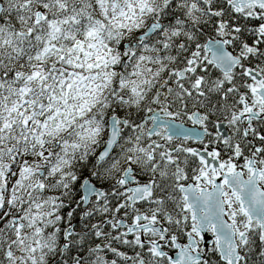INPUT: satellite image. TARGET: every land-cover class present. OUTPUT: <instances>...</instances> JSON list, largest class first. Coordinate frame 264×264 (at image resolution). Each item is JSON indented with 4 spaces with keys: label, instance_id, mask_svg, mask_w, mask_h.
<instances>
[{
    "label": "snow or ice",
    "instance_id": "snow-or-ice-1",
    "mask_svg": "<svg viewBox=\"0 0 264 264\" xmlns=\"http://www.w3.org/2000/svg\"><path fill=\"white\" fill-rule=\"evenodd\" d=\"M0 264H264V0H0Z\"/></svg>",
    "mask_w": 264,
    "mask_h": 264
},
{
    "label": "flooded vegetation",
    "instance_id": "flooded-vegetation-1",
    "mask_svg": "<svg viewBox=\"0 0 264 264\" xmlns=\"http://www.w3.org/2000/svg\"><path fill=\"white\" fill-rule=\"evenodd\" d=\"M189 126H191V125H189Z\"/></svg>",
    "mask_w": 264,
    "mask_h": 264
},
{
    "label": "water",
    "instance_id": "water-1",
    "mask_svg": "<svg viewBox=\"0 0 264 264\" xmlns=\"http://www.w3.org/2000/svg\"><path fill=\"white\" fill-rule=\"evenodd\" d=\"M189 127H191V126H189Z\"/></svg>",
    "mask_w": 264,
    "mask_h": 264
}]
</instances>
